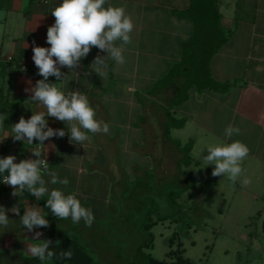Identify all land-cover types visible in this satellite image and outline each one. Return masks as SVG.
Here are the masks:
<instances>
[{"label":"crops","instance_id":"0c3cea01","mask_svg":"<svg viewBox=\"0 0 264 264\" xmlns=\"http://www.w3.org/2000/svg\"><path fill=\"white\" fill-rule=\"evenodd\" d=\"M62 2L0 0V89L5 99L17 104L20 109L10 119V125L7 123V112L0 110V158L12 155L16 157L15 163L38 159L31 151L38 148L42 158L48 160L47 171L58 179L57 169L64 172L65 166L72 164L73 174L69 178L67 176L68 195H75L82 206L88 204L96 220L99 207L104 217L108 213L111 195L108 176L117 172L118 163L124 166V157L133 151L137 153L134 144L142 142L140 139L133 140L135 132L139 134L142 131L133 125L141 108L135 92L148 89L157 79L154 77L163 75L180 58V42L190 35L192 23L172 11L187 8L190 0H108L105 7L108 4L123 7L125 14L133 21L134 28L130 33L132 42L127 45L117 42V46L124 48L125 63L117 64L108 58L107 76L100 77L92 71L91 64L97 56L107 57L108 53L94 46L74 70L76 75L72 73L73 70L62 67L61 72L68 75L65 80L59 82L55 76L48 78V82L58 83V88L65 94L77 90L83 92L95 111V119L101 121L102 125H109L108 133L88 132L89 140L83 145L72 143L67 125L54 117H46L49 127L66 131L64 137H50L44 141V145H39V140H34L33 144L16 141L12 137V125L18 123L21 117L30 119L33 112H46L43 105L30 100L32 94L25 89L43 79L38 75V68L32 59V49L34 46L51 47L47 43L48 28L55 23L51 12ZM219 9L223 14V26L234 27L235 31L213 57L212 73L217 80H238V83L227 93L213 90L199 93L192 88L190 98L172 111L177 118L185 117L186 123L183 127L171 128L170 132L171 135L184 133L182 143L194 141L192 163L184 166L187 172L194 175L201 174L208 167L202 155L208 154L209 145L234 141L247 145L249 154L241 163V177L235 183L223 175L217 177L224 178L232 188H245L248 198L260 200L264 198V0H219ZM8 55H12L14 61H8ZM23 56L27 58L24 69L19 63ZM111 63L113 81L109 77ZM120 118L125 122L121 123ZM230 124L238 127L240 133L229 139L225 137L224 129ZM116 140H120V143L116 144ZM199 142L201 149L194 157ZM97 161L104 165L103 171L94 166ZM134 163L127 164L129 173ZM89 165H92L90 170L87 168ZM209 167L214 170L215 165ZM244 178L250 179L248 186H242ZM101 179L103 192L99 194L97 188ZM2 181L3 176L0 175V207L9 210V223L6 227L0 226V264H35V257L26 251L27 244L41 243L44 231L36 228L29 232L20 219L29 207L39 208L42 214L45 206L35 197L24 201L22 194L13 197V188ZM48 187L51 188V185ZM233 193L236 195L237 192ZM14 206L19 207V215L10 211ZM261 218L264 221V211ZM35 232L42 233L39 241L34 240ZM179 246L183 256L184 248L181 244ZM153 248L154 245L146 250L152 253Z\"/></svg>","mask_w":264,"mask_h":264},{"label":"trees","instance_id":"16d2710c","mask_svg":"<svg viewBox=\"0 0 264 264\" xmlns=\"http://www.w3.org/2000/svg\"><path fill=\"white\" fill-rule=\"evenodd\" d=\"M172 12L192 23L190 35L180 42L181 56L148 89L135 92L142 112L133 125L141 128L144 137L134 147L141 155L152 154V166L136 162L132 165L133 179L124 170L120 182L112 183L108 203L109 217L106 219L111 220L117 229L112 233L106 230L108 223L103 221L94 219L89 227L83 219L79 223H73L71 217H55L51 209L46 207L48 194L40 197L38 200L45 206L42 215L49 221L47 227L40 228L44 231V240L51 241L50 250L56 255L43 262L35 257V264H106L108 260L120 264H196L183 257L180 248L171 251L177 256L175 261L158 259L146 249L154 245L152 227L158 221L170 217L177 221L180 217L186 227L185 233L189 234L192 226L202 227L204 218L209 215L203 208V203L211 197L210 180L191 203L177 201L182 192L196 184L194 175L184 169V166L192 163L191 150L194 141L182 143L171 135V128L183 127L186 123L185 117L177 118L172 111L190 98L192 88L199 93L205 90L227 93L237 85L238 80H217L211 68L213 57L229 41L235 28L223 26L219 0H190L187 8ZM113 76L111 63V81ZM0 110L7 112L9 125L10 119L20 112L17 104L5 99L1 89ZM148 111L155 113L160 132L154 131L157 127L153 128ZM115 142L119 144L120 140ZM171 163L175 166L174 172H168L164 167ZM48 172L50 171H44L41 175L49 192L53 189L60 190L58 183H51L52 177ZM6 174L0 173L3 177ZM63 193L68 195V192ZM119 197L123 204L121 209L113 203ZM22 198L24 201L34 196L25 191ZM161 199L169 204V213L161 211ZM23 205L22 202L21 210ZM82 207L88 208V204ZM263 211L264 208L260 209L257 217H261ZM177 237L178 230L170 237V245ZM106 241H109L107 247L104 246ZM69 249L72 252L71 259L61 258L60 253Z\"/></svg>","mask_w":264,"mask_h":264},{"label":"clouds","instance_id":"9594fccd","mask_svg":"<svg viewBox=\"0 0 264 264\" xmlns=\"http://www.w3.org/2000/svg\"><path fill=\"white\" fill-rule=\"evenodd\" d=\"M108 0H63L51 12L55 17L54 25L48 28L47 43L50 48L34 46L33 61L38 68V75L43 79L38 80L33 87L25 91L31 93L30 100L43 105L46 112H33L30 119L21 117L19 122L12 125V137L16 141H27L33 144L39 140V145L50 137H64V129H53L48 126L46 117H54L67 125L70 132V141L76 144H84L89 140L88 132L108 133L109 125L95 119V111L89 105L88 97L81 91H70L65 94L57 84L48 82V78L55 76L62 82L68 75L61 72L62 67L73 70L79 67L82 58H85L92 47L107 51V57L97 56L91 64L92 71L100 77L107 76V59L111 58L117 64L125 63L124 48L117 46V42L127 45L132 42L130 33L134 25L130 16L125 14L123 7H115L105 4ZM35 44V42H33ZM46 129V130H45ZM240 129L231 124L224 129V135L231 138L238 135ZM38 159H25L15 163L16 157L9 155L0 158V173H7L3 177V183L13 188L12 196H20L27 191L36 199L48 194L46 207L51 209L53 215L60 219L71 217L73 223H79L82 219L87 226H91L94 216L90 209L82 207L75 195H65L62 191L53 189L49 192L46 182L42 178V171L47 172L48 160L42 158L40 149L31 150ZM207 155H202L206 166L215 165L212 175L227 177L233 183L241 177L243 169L242 161L248 156L249 148L240 141H234L224 145H209ZM52 184L69 183L67 178L58 179L53 173ZM251 183L249 178L242 180V186ZM9 210L0 207V226L6 227L9 223L7 212ZM16 215L20 214L18 206L10 209ZM22 226H26L29 232L36 228L47 227L48 219L41 214L39 208L29 207L24 211L20 219ZM42 235L35 232L34 240L39 241ZM51 241L44 240L37 244H27L26 251L40 261L51 260L56 254L50 250ZM61 258L71 259V250L60 253Z\"/></svg>","mask_w":264,"mask_h":264},{"label":"rangeland","instance_id":"374dc122","mask_svg":"<svg viewBox=\"0 0 264 264\" xmlns=\"http://www.w3.org/2000/svg\"><path fill=\"white\" fill-rule=\"evenodd\" d=\"M159 76L161 75H157L154 78H158ZM141 112L142 107L140 108ZM148 116L153 128L157 127L154 131L160 132L156 123L155 113L148 111ZM120 122L124 123L125 120L120 118ZM172 136L180 139L182 142L185 140V135L182 132H175ZM143 137L142 131L139 134L135 132L133 140L140 139L141 142L143 141ZM134 149L137 151L135 147ZM200 149L201 142L198 143L194 150V157L198 155ZM139 154L138 151L137 153L134 151L130 152L127 157H124V166L118 163L117 172L108 176V181L111 182V185L114 182H120L124 170L128 174L131 173V177H133L134 170L132 168L129 173L126 170L127 164L137 162L152 166L154 162L152 154ZM161 154L162 156L164 155V153ZM94 166L103 171L102 166L104 167V165L100 162L97 161ZM71 167L72 164L66 165L64 172L60 168L59 171L57 169L59 179L67 178V176L69 178L73 174ZM164 167L168 172H174L175 166L173 163L165 164ZM87 168L90 170L92 165H89ZM212 172L213 170L208 166L205 167L201 174H193L196 179L195 186L185 190L177 198V201L180 203H191L201 193L208 181L212 182L211 197L203 203V208L208 211L209 215L204 218L202 227L195 228L192 226L189 229V234H186V227L183 221L180 220V217L177 221L173 220V217L160 220L152 229L155 237L154 248L151 249L152 254L158 259L175 260L177 256L171 253V251L178 249L180 247L179 244H181L184 248L183 256L196 264H264V221L261 217H257L259 210L264 208V198H260V200L248 198L245 188H232L233 186L231 187L224 178L214 177ZM102 183L103 179H101V185L99 184L97 188L99 194L103 192ZM59 188L68 192V184H61ZM63 190L61 191L63 192ZM233 191L237 192L236 195ZM120 198H116L113 203L117 207L120 206L121 209L123 208V204ZM160 207L162 212L169 213L171 211L165 199L160 200ZM96 216L97 221L108 223L106 230L110 231V233L117 230L111 220L106 221L109 217V211L106 217H104L105 214H103L99 207V212ZM176 230H178V237L176 242L171 246L170 237ZM104 244L107 247L106 244H109V241H106ZM105 263L120 264L109 260ZM178 264L187 263L181 262Z\"/></svg>","mask_w":264,"mask_h":264},{"label":"built area","instance_id":"2783aa9c","mask_svg":"<svg viewBox=\"0 0 264 264\" xmlns=\"http://www.w3.org/2000/svg\"><path fill=\"white\" fill-rule=\"evenodd\" d=\"M7 60L8 61H14V57L12 55H8ZM19 63L21 64L23 69L26 68V66H27V58L25 56L21 57L19 59Z\"/></svg>","mask_w":264,"mask_h":264}]
</instances>
